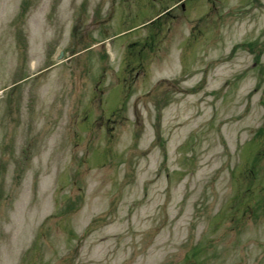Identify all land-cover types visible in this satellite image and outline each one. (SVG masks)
<instances>
[{"label":"rangeland","instance_id":"rangeland-1","mask_svg":"<svg viewBox=\"0 0 264 264\" xmlns=\"http://www.w3.org/2000/svg\"><path fill=\"white\" fill-rule=\"evenodd\" d=\"M0 264H264V0H0Z\"/></svg>","mask_w":264,"mask_h":264}]
</instances>
